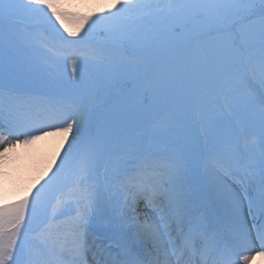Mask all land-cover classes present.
<instances>
[{
    "label": "snow or ice",
    "instance_id": "snow-or-ice-1",
    "mask_svg": "<svg viewBox=\"0 0 264 264\" xmlns=\"http://www.w3.org/2000/svg\"><path fill=\"white\" fill-rule=\"evenodd\" d=\"M18 24L59 33L57 59L80 86L52 102L0 85V175L17 148L31 153L56 138L27 192L0 203V264L264 260V0H0V38H17ZM126 50L138 58L118 62ZM89 65L111 76L93 79ZM129 67L151 79L154 96L142 111L161 114L156 127L173 146L166 154L125 145L97 113L101 91ZM194 84L208 85L193 109L199 139L161 106ZM94 116L97 128L86 134ZM117 194L130 241L101 239L94 228Z\"/></svg>",
    "mask_w": 264,
    "mask_h": 264
},
{
    "label": "rangeland",
    "instance_id": "rangeland-1",
    "mask_svg": "<svg viewBox=\"0 0 264 264\" xmlns=\"http://www.w3.org/2000/svg\"><path fill=\"white\" fill-rule=\"evenodd\" d=\"M81 2L82 0H71L73 4H80ZM97 2L109 6L115 4L116 0H83V3ZM15 27L18 33L17 38L11 41L7 37L0 38V85L6 89H11L17 95H26L25 97H31L32 99L38 97L43 100L46 98L45 101L55 102L71 98L72 91L80 85H74L70 81L68 75L70 69H66L63 60L57 59L61 46L65 43L60 34L46 26L38 25L25 28L23 24H18ZM137 58V54L132 50L117 54L118 62ZM10 66L20 70L9 72ZM86 75L93 79L97 77L108 79L111 73L108 69L89 65L86 68ZM205 87H208V85L194 84L190 87V93L186 98L169 97L161 100L165 115L175 116L178 121L184 122L189 135L194 139H199V131L193 109L201 103L203 94L200 90ZM153 96L154 92L150 77L129 67L126 71L117 75L115 79H111L107 89L101 91L98 98L97 113L107 114L110 122L118 125L122 132L121 140L125 145L130 141H137L144 150L166 154L173 146L164 141L166 132L162 128L157 129L156 127L158 124L163 123L160 119L161 114L153 112L148 115L142 111L151 102ZM98 123V116H94L89 128L86 130V134L95 132ZM254 126L257 129L259 128L258 121ZM55 141L56 138H47L38 142V150L36 151L26 153L25 149L17 148L10 155L7 164L3 167L6 175H0V201L7 196L8 198L12 197L11 192H17L20 195L27 192V189L40 176L38 173L47 166L49 149L54 146ZM57 163H59V160ZM54 168L55 166L53 170ZM5 169L8 170L5 171ZM31 169L38 170L36 178L32 182L27 179L29 178L27 175H30L32 171ZM50 175L51 172L48 173V176ZM48 176H45L36 184V187L32 189L33 193L44 183ZM105 211L106 209L100 215ZM119 215V212L116 211L114 218V211L108 210L105 214L106 218H102L98 227L102 231L105 229L107 233L113 220H117L119 225H127L119 218ZM124 231L126 232L127 229L124 228ZM105 236L108 237L111 234H105Z\"/></svg>",
    "mask_w": 264,
    "mask_h": 264
},
{
    "label": "bare ground",
    "instance_id": "bare-ground-1",
    "mask_svg": "<svg viewBox=\"0 0 264 264\" xmlns=\"http://www.w3.org/2000/svg\"><path fill=\"white\" fill-rule=\"evenodd\" d=\"M48 147H51V146H48ZM51 148L49 150H51ZM7 168H8V165H7ZM7 170L8 169H5V171H7ZM33 170L31 171L30 175L29 174L27 175V177H29L27 179L31 180L30 182L34 181L33 179L36 178V173L38 171V170H35V169H33ZM43 170H41L38 174L40 175ZM3 172H4V170H3ZM11 196L12 197H9V198H8V196L5 197V199L1 200L0 203H11V202H13V201L21 198L23 195L22 194L20 195L17 192H15V193H12L11 192ZM120 199H121L120 196L117 194L112 199V201L110 203L107 202L106 208H115L116 209L117 206H118V202L120 201ZM117 225H118V227H117L116 237L119 238L120 240H123V241H130L132 239V237H133L134 229L130 225H128V224L127 225H124V224L123 225H119L118 222H117V220H116L115 226H117ZM124 228L127 229L126 232L124 231ZM251 264H264V260H261L260 258H256V259H253L251 261Z\"/></svg>",
    "mask_w": 264,
    "mask_h": 264
}]
</instances>
